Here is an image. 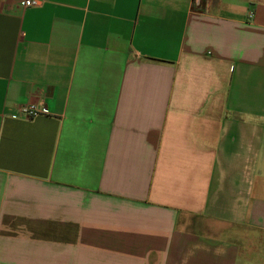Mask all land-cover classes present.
<instances>
[{"label":"crops","instance_id":"1","mask_svg":"<svg viewBox=\"0 0 264 264\" xmlns=\"http://www.w3.org/2000/svg\"><path fill=\"white\" fill-rule=\"evenodd\" d=\"M22 2L0 0V264H264V0Z\"/></svg>","mask_w":264,"mask_h":264},{"label":"built area","instance_id":"2","mask_svg":"<svg viewBox=\"0 0 264 264\" xmlns=\"http://www.w3.org/2000/svg\"><path fill=\"white\" fill-rule=\"evenodd\" d=\"M34 4L33 0H23L22 5L24 7H30ZM200 6V0H192V7L197 8ZM251 17V16H250ZM45 113V109L41 108L37 104L30 103L19 107L16 110L8 113V116L13 118L24 117V118H34L38 115Z\"/></svg>","mask_w":264,"mask_h":264}]
</instances>
